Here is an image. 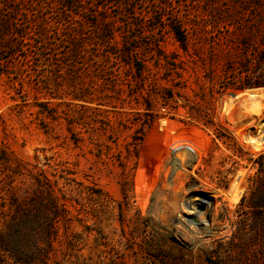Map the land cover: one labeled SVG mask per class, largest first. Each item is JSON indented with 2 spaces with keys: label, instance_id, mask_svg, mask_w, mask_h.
<instances>
[{
  "label": "rangeland",
  "instance_id": "rangeland-1",
  "mask_svg": "<svg viewBox=\"0 0 264 264\" xmlns=\"http://www.w3.org/2000/svg\"><path fill=\"white\" fill-rule=\"evenodd\" d=\"M77 2L24 0L23 50L0 46V241L32 264H264V87L231 88L264 76V0Z\"/></svg>",
  "mask_w": 264,
  "mask_h": 264
},
{
  "label": "trees",
  "instance_id": "trees-1",
  "mask_svg": "<svg viewBox=\"0 0 264 264\" xmlns=\"http://www.w3.org/2000/svg\"><path fill=\"white\" fill-rule=\"evenodd\" d=\"M24 0H0V15L2 12L3 6H11L10 8V15L1 17L0 16V46H2L3 49L5 50H11L13 52L17 51L18 49L23 50L25 43L27 42V33L26 31H19L18 29V23L17 22V17L26 15V9L23 6ZM67 3L70 5H76L78 2L77 0H67ZM60 17L63 20L64 26L68 27L69 25L67 22V19H65L64 14H60ZM16 26V27H15ZM12 27L16 28L14 30L15 33H12ZM39 32L41 31L42 34L41 36L46 38V27H44L43 23L39 24ZM45 32V33H44ZM172 32L176 38V40L181 44L182 48L185 49L186 45V39L183 35V33L180 31L178 27H174L172 29ZM261 32L263 34V47H264V25L261 28ZM79 32L75 27L70 28V34L67 37L70 40L71 47H70V53H75L79 49L78 46L75 45V42L77 41L76 36H79ZM115 36V29L112 27L108 28L105 32V40L110 41L114 39ZM249 46V45H248ZM257 62L259 64L257 65L260 66L262 63H264V53H259L257 55ZM243 69V68H242ZM257 71V69H256ZM237 84L234 85L232 90L234 92L238 91H243L245 89H252V88H260L264 87V76L260 74V72H255V73H243L241 77L237 79ZM21 225V223H19ZM13 225H11V228ZM12 245H10L9 240L7 239H2L0 241V250L7 253L8 255L12 254L11 256L14 257V260L17 264H32L34 261H36V258L33 256H14L13 253L11 252L12 250Z\"/></svg>",
  "mask_w": 264,
  "mask_h": 264
},
{
  "label": "bare ground",
  "instance_id": "bare-ground-1",
  "mask_svg": "<svg viewBox=\"0 0 264 264\" xmlns=\"http://www.w3.org/2000/svg\"><path fill=\"white\" fill-rule=\"evenodd\" d=\"M257 91H260L259 89L258 90H253V91H248L249 92V99H252V98H255L256 97V95L258 94V93H253V92H257ZM251 93V94H250ZM260 95V94H259ZM260 98V97H259ZM236 99H239V97H237ZM255 113H257V114H260V111L259 110H257ZM242 138L243 139H247V140H249L250 141V143H252L253 145H257V146H259V145H262L263 143L261 142V141H259L256 137H255V139H253V137H250V136H242ZM241 193H242V188L240 187V184L238 183V182H234L232 185H231V187H230V189H229V191L227 192V195L230 197V199H231V203L234 205V204H236V202L239 200V198H240V196H241ZM194 205H201V204H203V205H207V203H208V201L207 200H205V199H202V198H196V199H194ZM195 215H198L197 214V212H195ZM208 215V212H205V213H203V214H201V215H199V216H201V219H204V220H206L204 217H206ZM200 218V217H199ZM203 220V221H204ZM154 247V246H153ZM153 247H151L150 248V250L148 251V252H152V253H156V254H160V253H162V254H164V255H167V253H166V250H165V248H163V249H158L157 251H155V249L153 248ZM154 255V254H153ZM147 256V255H146ZM156 256V255H155ZM161 259V258H160ZM141 260H142V258H141ZM163 260V259H162ZM168 261H170L169 259H168ZM112 264V263H111Z\"/></svg>",
  "mask_w": 264,
  "mask_h": 264
},
{
  "label": "water",
  "instance_id": "water-1",
  "mask_svg": "<svg viewBox=\"0 0 264 264\" xmlns=\"http://www.w3.org/2000/svg\"><path fill=\"white\" fill-rule=\"evenodd\" d=\"M237 97L236 96H232V99H236Z\"/></svg>",
  "mask_w": 264,
  "mask_h": 264
}]
</instances>
